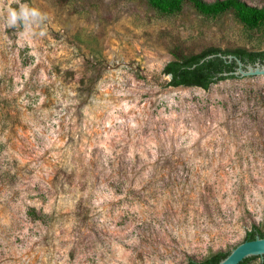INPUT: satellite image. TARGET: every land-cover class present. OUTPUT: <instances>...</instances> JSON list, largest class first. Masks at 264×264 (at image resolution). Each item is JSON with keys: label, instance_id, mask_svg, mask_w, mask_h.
Listing matches in <instances>:
<instances>
[{"label": "rangeland", "instance_id": "rangeland-1", "mask_svg": "<svg viewBox=\"0 0 264 264\" xmlns=\"http://www.w3.org/2000/svg\"><path fill=\"white\" fill-rule=\"evenodd\" d=\"M212 46L264 50V22L0 0V264L202 263L264 231V75L163 74Z\"/></svg>", "mask_w": 264, "mask_h": 264}, {"label": "trees", "instance_id": "trees-1", "mask_svg": "<svg viewBox=\"0 0 264 264\" xmlns=\"http://www.w3.org/2000/svg\"><path fill=\"white\" fill-rule=\"evenodd\" d=\"M151 3L162 11H181L183 6H189L203 15L216 16L233 13L240 22L249 26H257L264 22V7L251 6L242 0H215L213 2L205 0H151ZM219 54L237 56L245 65H254L257 62L264 63V50L222 49L212 46L199 54L168 62L163 69V74L170 77L169 86L171 87H199L208 90L213 84L220 81L237 78L236 76L224 75L225 72L229 73L236 70V62L229 63ZM209 56L214 57L208 58ZM258 236L264 238V231L253 228L247 233L245 241L254 240ZM229 253H218L202 263L190 262L189 264H218ZM257 258L261 259L264 264V257L247 258L240 264H247Z\"/></svg>", "mask_w": 264, "mask_h": 264}, {"label": "water", "instance_id": "water-1", "mask_svg": "<svg viewBox=\"0 0 264 264\" xmlns=\"http://www.w3.org/2000/svg\"><path fill=\"white\" fill-rule=\"evenodd\" d=\"M220 57L225 59L227 62L235 61L237 64L236 70L232 72H225V76H236V77H247V76H257L264 75V63L257 62L256 64L245 65L241 59L234 55L223 56L219 54ZM214 56H209L212 58ZM251 257H264V238L257 237L254 240H247L242 244L238 245L233 249L226 258L222 259L218 264H240L247 258ZM262 261L257 258L251 262ZM249 262V263H251Z\"/></svg>", "mask_w": 264, "mask_h": 264}, {"label": "clouds", "instance_id": "clouds-1", "mask_svg": "<svg viewBox=\"0 0 264 264\" xmlns=\"http://www.w3.org/2000/svg\"><path fill=\"white\" fill-rule=\"evenodd\" d=\"M40 14L36 9H29L26 5H21L19 11L10 9L8 12L7 26L17 25L18 21L27 22L32 18L38 17Z\"/></svg>", "mask_w": 264, "mask_h": 264}]
</instances>
